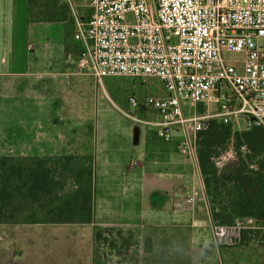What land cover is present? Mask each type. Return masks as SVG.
<instances>
[{
	"label": "crops",
	"instance_id": "crops-1",
	"mask_svg": "<svg viewBox=\"0 0 264 264\" xmlns=\"http://www.w3.org/2000/svg\"><path fill=\"white\" fill-rule=\"evenodd\" d=\"M54 11L50 20L32 21L28 0H0V157H91L94 218L115 220L103 224L112 229L103 244L122 251L112 264H235L214 241L198 162L179 159L181 139L164 143L156 113L144 105L159 94V82H96L78 66L83 47L73 39L70 11L59 4ZM79 12L85 20L86 10ZM260 59L264 64V54ZM133 123L145 129L133 128L136 145ZM5 246L0 234V264Z\"/></svg>",
	"mask_w": 264,
	"mask_h": 264
},
{
	"label": "built area",
	"instance_id": "built-area-1",
	"mask_svg": "<svg viewBox=\"0 0 264 264\" xmlns=\"http://www.w3.org/2000/svg\"><path fill=\"white\" fill-rule=\"evenodd\" d=\"M55 2L70 11L73 39L83 47L78 66L96 82L111 77L159 82L166 96L146 98L144 105L156 113L164 143L174 132L181 135L178 148L187 159L197 162V136L211 121L236 132L264 130V0ZM228 53L243 60L230 62ZM130 104L137 106L134 99ZM197 196L192 192L186 203ZM251 227L255 222L247 218L212 222V234L218 247L236 248Z\"/></svg>",
	"mask_w": 264,
	"mask_h": 264
},
{
	"label": "trees",
	"instance_id": "trees-1",
	"mask_svg": "<svg viewBox=\"0 0 264 264\" xmlns=\"http://www.w3.org/2000/svg\"><path fill=\"white\" fill-rule=\"evenodd\" d=\"M230 147L238 163L223 175L216 159ZM197 162L212 222L247 218L264 231V130L236 132L211 121L198 134ZM94 179L91 157H0V224H91Z\"/></svg>",
	"mask_w": 264,
	"mask_h": 264
},
{
	"label": "rangeland",
	"instance_id": "rangeland-1",
	"mask_svg": "<svg viewBox=\"0 0 264 264\" xmlns=\"http://www.w3.org/2000/svg\"><path fill=\"white\" fill-rule=\"evenodd\" d=\"M20 2L26 6V0H20ZM56 5L55 0H30V19L32 21H46L54 18L53 14L56 12L54 11ZM81 13V15H86L83 12ZM224 57L233 63L243 60L242 55L233 53L225 54ZM158 93V95L148 96V98L165 96L163 88H160ZM188 108L189 106L186 105L184 107L185 111ZM214 109V106L210 107V113H213ZM198 111L202 113L201 108ZM131 115L133 116L134 114L132 113ZM155 116L152 111L150 113L151 120H154ZM114 117L121 127L128 128V124L118 114H115ZM135 126L139 127L141 132H145L142 126L133 123L128 129L131 134H133ZM179 138L181 139L179 133L174 132L172 134L173 142ZM242 152L245 153L244 151ZM179 159L186 160L180 152ZM256 160V158L252 160V163L254 164ZM237 163V154L231 147L216 159V167L223 175L229 174L224 171L227 166H231V171L233 172L237 167ZM96 194V187L94 186V197ZM112 205L114 207H122V205L116 203ZM103 217L94 218V225L58 226L23 223L27 224V226H3L0 234L6 246L2 255V264H112L113 260L119 261L115 258L122 259V251L118 255L114 252L116 248L119 249L118 246L107 247L103 244L112 230L103 224L115 220H109L105 215ZM12 241H15L17 245L13 244ZM223 252V257L227 260H232L235 264H264V231H258L256 224L255 227L245 229L242 233L241 245L236 248L223 249ZM117 264L123 263L119 262Z\"/></svg>",
	"mask_w": 264,
	"mask_h": 264
},
{
	"label": "water",
	"instance_id": "water-1",
	"mask_svg": "<svg viewBox=\"0 0 264 264\" xmlns=\"http://www.w3.org/2000/svg\"><path fill=\"white\" fill-rule=\"evenodd\" d=\"M138 130L136 129L135 131H134V133H133V143L136 145L137 143H138ZM224 171L226 172V173H230V172H232L231 171V166H227L225 169H224Z\"/></svg>",
	"mask_w": 264,
	"mask_h": 264
}]
</instances>
